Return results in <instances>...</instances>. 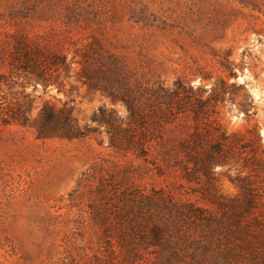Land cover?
Listing matches in <instances>:
<instances>
[{"label":"rangeland","instance_id":"obj_1","mask_svg":"<svg viewBox=\"0 0 264 264\" xmlns=\"http://www.w3.org/2000/svg\"><path fill=\"white\" fill-rule=\"evenodd\" d=\"M18 41L64 57L66 69L45 70L44 82L14 68ZM176 81L209 99L211 118L227 133L256 132L264 149V0H0V264H124L102 225L113 205L96 192L109 176L129 172L148 192L195 201L179 171L157 176L155 142L146 145L147 162L109 147L113 127L140 129L106 88L161 84L171 92ZM161 102L143 100V109L155 118ZM45 105L71 108L95 132L38 137ZM18 113L25 125L11 121ZM192 124L186 113L165 125V146ZM236 168L215 167L225 196L238 193L227 178ZM256 180L264 208V179ZM153 259L142 254L134 264Z\"/></svg>","mask_w":264,"mask_h":264},{"label":"trees","instance_id":"obj_2","mask_svg":"<svg viewBox=\"0 0 264 264\" xmlns=\"http://www.w3.org/2000/svg\"><path fill=\"white\" fill-rule=\"evenodd\" d=\"M12 59L14 68L33 73L44 82L45 70L67 66L64 57L47 58L40 47L23 41L16 43ZM83 73L92 79L88 70ZM106 91L111 98L123 102L129 123H138L140 129L137 134L131 127H113L109 147L124 154L131 152L147 162L146 145L155 142L161 149L162 165L155 160L150 163L157 176H164L165 169L179 171L190 193L197 197L190 202L164 193L163 189L148 192L135 184L129 172L119 174V179L118 175L101 179L97 195L100 201L113 205V219L103 216L102 225L105 232H114L123 253L122 262L134 264L142 254H148L154 258L151 264H264V208L256 180L264 179V149L259 134L248 132L252 138L246 139L239 133H227L211 118L209 99L186 89L180 81L175 82L171 92L161 84L122 91L109 87ZM142 99L162 101L159 115L151 118L143 109ZM186 113L191 116L192 126L167 148L161 134L164 126ZM11 121L22 125L28 122L23 113ZM36 125L41 138L81 139L95 132L87 126L80 127L72 109L66 106H43ZM216 166L228 167L227 171L237 167L233 179L227 175L238 189L235 196L222 193L218 180L221 173L215 171Z\"/></svg>","mask_w":264,"mask_h":264}]
</instances>
